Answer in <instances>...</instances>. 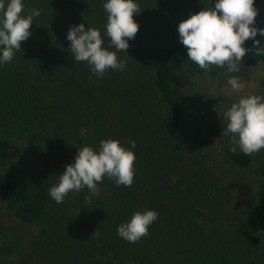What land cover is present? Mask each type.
I'll return each mask as SVG.
<instances>
[{
  "label": "trees",
  "instance_id": "obj_1",
  "mask_svg": "<svg viewBox=\"0 0 264 264\" xmlns=\"http://www.w3.org/2000/svg\"><path fill=\"white\" fill-rule=\"evenodd\" d=\"M22 2V15H40L12 61L0 63V264H264V149L232 153L225 126L201 131L178 84L226 72L189 60L178 32L216 0H134L139 30L127 52H117L127 63L102 77L75 62L67 33L80 23L95 27L102 47L115 51L106 0ZM254 6L255 26L264 28V0ZM256 39L264 47V36ZM252 45L245 42L244 69L264 64ZM259 84L264 90V78ZM108 138L126 149L135 142L132 185L105 176L91 203L85 188L57 204L48 189L78 148L98 150ZM146 209L159 214L149 235L136 243L117 235Z\"/></svg>",
  "mask_w": 264,
  "mask_h": 264
},
{
  "label": "clouds",
  "instance_id": "obj_2",
  "mask_svg": "<svg viewBox=\"0 0 264 264\" xmlns=\"http://www.w3.org/2000/svg\"><path fill=\"white\" fill-rule=\"evenodd\" d=\"M103 8L108 14L106 34L115 51L102 47L101 32L95 27L80 23L70 26L67 33L75 62H87L98 77L108 69H124L127 61L118 59L117 52H127L128 41L134 39L139 30L134 13L141 12L134 0H106ZM24 10L22 0H8L7 5L5 0H0V63L12 61L15 51L21 49V42L30 37L34 18L40 15L37 8L22 15ZM258 11L254 0H216L214 7L192 13L178 24L180 42L187 48L188 59L204 70L216 66L226 68L228 73L239 72L242 60L250 50L244 46L249 39L253 40L254 55H264V47L256 39L257 33L264 36V28L255 26ZM227 83L237 92L244 87L236 76H230ZM223 119L227 123L222 134L230 136L232 153H236L237 147L245 155L264 149V95L241 96L226 110ZM130 145L131 148L126 149L118 139L108 138L100 141L98 150L88 145L78 148L74 162L65 166V171L58 176V183L48 189L49 195L61 204L70 192L86 188L89 195L84 200L91 203L93 196L100 195L97 185L105 176L118 186L130 187L136 159L131 149L136 144L130 141ZM158 215L151 209L136 211L129 221L118 226L117 235L136 243L149 235V227ZM92 234L99 235L96 231Z\"/></svg>",
  "mask_w": 264,
  "mask_h": 264
},
{
  "label": "rangeland",
  "instance_id": "obj_3",
  "mask_svg": "<svg viewBox=\"0 0 264 264\" xmlns=\"http://www.w3.org/2000/svg\"><path fill=\"white\" fill-rule=\"evenodd\" d=\"M230 76L239 78L244 85L241 91L233 90L227 83ZM262 78H264V64H258L249 69L240 66L239 72L226 71L218 79H212L208 75L197 78L181 77L178 79V84L193 100L188 104L187 115L196 119L200 130L205 131L211 124L226 127L224 113L241 96L264 95V90L259 84Z\"/></svg>",
  "mask_w": 264,
  "mask_h": 264
}]
</instances>
